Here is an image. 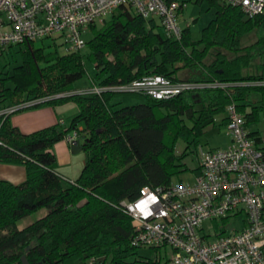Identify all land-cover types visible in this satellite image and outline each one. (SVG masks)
Here are the masks:
<instances>
[{"label": "trees", "instance_id": "16d2710c", "mask_svg": "<svg viewBox=\"0 0 264 264\" xmlns=\"http://www.w3.org/2000/svg\"><path fill=\"white\" fill-rule=\"evenodd\" d=\"M194 2L215 13L197 41L189 26L174 39L156 21L125 8L100 28L91 24L85 46L99 93H77L75 82L88 74L82 50L62 54V44L52 39L48 47L54 50L25 42L0 52V111L35 101L24 109L68 102L78 109L68 126L31 134L12 125V114L0 115V164L26 171L18 185L0 179V264H23V256L29 264H88L92 258L96 264L139 263V249L131 246L133 222L119 204L135 201L144 187L172 183L185 166L187 153L175 152L179 141L196 147L195 138L234 104L260 147L248 130L258 125L260 111L246 107L251 94L264 89L238 85L264 79V16L249 18L223 0ZM250 36L254 41L246 43ZM252 67L260 74L250 73ZM152 75L203 87L162 100L113 90ZM73 131L86 157L79 177L70 181L57 173L53 147ZM41 209L47 211L42 218L17 228V221Z\"/></svg>", "mask_w": 264, "mask_h": 264}, {"label": "built area", "instance_id": "2783aa9c", "mask_svg": "<svg viewBox=\"0 0 264 264\" xmlns=\"http://www.w3.org/2000/svg\"><path fill=\"white\" fill-rule=\"evenodd\" d=\"M223 1L240 8L249 18L264 16V0ZM184 7L185 3L177 0H0V52L48 38L63 39L68 51H81L86 29L119 8L156 21L168 36L180 39ZM257 84L264 87V79ZM200 87L203 85L152 75L113 90L162 100ZM100 91L94 87L77 93ZM36 103L8 107L0 115H11ZM226 116L230 146L201 152L199 173L193 182L144 187L135 201L119 204L133 222V248L168 249L164 264H264V150L249 136L244 117L234 104L227 106ZM77 139L76 131L65 138L69 144ZM145 202V210L151 212L147 217L141 210ZM243 213L241 229L221 231L209 240L210 234L203 229L205 222L232 220ZM96 262L92 258L88 264ZM156 264H161V258Z\"/></svg>", "mask_w": 264, "mask_h": 264}, {"label": "rangeland", "instance_id": "374dc122", "mask_svg": "<svg viewBox=\"0 0 264 264\" xmlns=\"http://www.w3.org/2000/svg\"><path fill=\"white\" fill-rule=\"evenodd\" d=\"M178 1V0H177ZM185 1V7L180 14V21L182 27H190V34L193 41H197L201 36V31L204 27L208 25L210 20L214 16V10L208 8L205 3H195L194 0H180ZM110 16L105 17L103 21H98L95 23L97 28H100L103 22H108L110 20ZM157 29V28H156ZM162 32V29L159 28ZM92 36L90 31V27H88L83 34L84 40H88ZM56 44L62 46H58L59 52L64 54L67 45L64 44L63 39H54ZM53 43L52 39H44L43 41L38 40L35 42L37 47L42 45L46 46V50H54V47L49 48L48 46ZM89 53L88 46H85L82 49V55L84 56V63L87 69V73L82 79L75 82V87L78 89H90L93 88L90 80V76L94 74V67L93 65L87 60V55ZM1 64H5L4 60H1ZM13 69V63L7 67V71L11 72ZM183 73H178V77L183 78ZM72 103V102H71ZM8 108V107H7ZM16 114V113H15ZM14 115V114H12ZM69 115H65V120L68 121ZM218 122L215 124H209L205 127L203 135L198 138H195L197 143L196 147H192L191 145L188 149L186 148L187 145L183 141H179L176 146V155L180 156L182 154H186L184 163L185 166L180 168V172L178 175L173 176L172 182H193L195 180V176L198 175L199 167H200V154L203 151H206L209 148L217 149H226L230 146V138L227 134V128L221 123V118L217 119ZM72 158L76 161V164L79 165V168L76 170L75 178H78L81 171L82 166L85 161V152L80 151L77 154H70ZM71 178V177H70ZM46 209H41L36 213L31 214L19 221H17L16 226L18 229H22L29 224L33 223L34 221L42 218L46 214ZM243 217L245 214L236 216L232 220H215V221H207L203 225V229L206 233L210 234L209 240L213 239L216 234L219 232H231L233 230H239L243 227ZM167 254H169L168 249H161V250H148V249H140L138 251V255L135 257L139 263L136 264H146L143 263L148 261V264H156V260L161 258V264H164L167 260ZM166 256V257H165ZM133 260V259H132ZM82 264V263H79Z\"/></svg>", "mask_w": 264, "mask_h": 264}, {"label": "crops", "instance_id": "0c3cea01", "mask_svg": "<svg viewBox=\"0 0 264 264\" xmlns=\"http://www.w3.org/2000/svg\"><path fill=\"white\" fill-rule=\"evenodd\" d=\"M253 39V36L248 37L246 43L254 41ZM260 71V68L252 67L250 73L260 74ZM238 86L263 87L257 84V82L243 83ZM85 90L87 89L85 88ZM251 100L252 103L246 107V111H251L252 108H258V110L260 111V121L258 125H252L248 128V130L250 132H254L257 138L260 139V147L264 150V91L251 94ZM77 112L78 109L76 105L74 103L68 102L66 104L58 106H42L32 109H23L16 112V114L14 113V115H11L10 121L12 125L16 127L22 134H31L38 130L55 126L61 121L63 125L68 126L72 117L76 115ZM65 115H69L68 121L65 120ZM225 116L226 113L216 116L213 124H215V122H218V118H221L220 124H223L226 127V123L222 122ZM81 128L82 125L79 126V129ZM53 154L56 158L57 173L70 181L76 180L77 178H75V175L76 170L79 168V165L76 164V161L70 155L73 154L71 152V144H69L66 140L57 143L53 147ZM184 160L185 158L183 159L182 163L185 165ZM0 179L8 181L15 185L21 184L26 179L25 168L22 165L0 164Z\"/></svg>", "mask_w": 264, "mask_h": 264}, {"label": "water", "instance_id": "95a60500", "mask_svg": "<svg viewBox=\"0 0 264 264\" xmlns=\"http://www.w3.org/2000/svg\"><path fill=\"white\" fill-rule=\"evenodd\" d=\"M79 145H80V141H79L78 139L75 140V141L71 144V152H72L73 154H76V153L79 152ZM26 250H28V248H27ZM21 260H22L23 264H29L28 261L26 260L25 256H23V257L21 258ZM38 264H42V263H38Z\"/></svg>", "mask_w": 264, "mask_h": 264}, {"label": "clouds", "instance_id": "9594fccd", "mask_svg": "<svg viewBox=\"0 0 264 264\" xmlns=\"http://www.w3.org/2000/svg\"><path fill=\"white\" fill-rule=\"evenodd\" d=\"M146 208H147V203L145 202L144 205L141 208V210L144 212L145 217L151 215V212L145 210Z\"/></svg>", "mask_w": 264, "mask_h": 264}]
</instances>
